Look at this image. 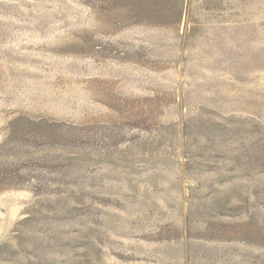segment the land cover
I'll list each match as a JSON object with an SVG mask.
<instances>
[{
  "label": "rangeland",
  "instance_id": "374dc122",
  "mask_svg": "<svg viewBox=\"0 0 264 264\" xmlns=\"http://www.w3.org/2000/svg\"><path fill=\"white\" fill-rule=\"evenodd\" d=\"M0 264H264V0H0Z\"/></svg>",
  "mask_w": 264,
  "mask_h": 264
},
{
  "label": "trees",
  "instance_id": "16d2710c",
  "mask_svg": "<svg viewBox=\"0 0 264 264\" xmlns=\"http://www.w3.org/2000/svg\"><path fill=\"white\" fill-rule=\"evenodd\" d=\"M10 179L8 178V174L4 171H0V185L3 183V181Z\"/></svg>",
  "mask_w": 264,
  "mask_h": 264
}]
</instances>
